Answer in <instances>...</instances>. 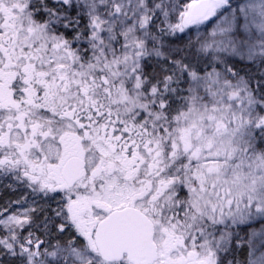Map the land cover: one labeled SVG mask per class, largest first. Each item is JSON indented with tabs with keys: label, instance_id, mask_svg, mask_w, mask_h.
Returning <instances> with one entry per match:
<instances>
[{
	"label": "snow or ice",
	"instance_id": "obj_1",
	"mask_svg": "<svg viewBox=\"0 0 264 264\" xmlns=\"http://www.w3.org/2000/svg\"><path fill=\"white\" fill-rule=\"evenodd\" d=\"M0 264H264V0H0Z\"/></svg>",
	"mask_w": 264,
	"mask_h": 264
},
{
	"label": "rangeland",
	"instance_id": "obj_2",
	"mask_svg": "<svg viewBox=\"0 0 264 264\" xmlns=\"http://www.w3.org/2000/svg\"><path fill=\"white\" fill-rule=\"evenodd\" d=\"M8 193H0V198H3L4 196H7Z\"/></svg>",
	"mask_w": 264,
	"mask_h": 264
},
{
	"label": "trees",
	"instance_id": "obj_3",
	"mask_svg": "<svg viewBox=\"0 0 264 264\" xmlns=\"http://www.w3.org/2000/svg\"><path fill=\"white\" fill-rule=\"evenodd\" d=\"M4 197H6V196H4ZM4 197H3V198H4Z\"/></svg>",
	"mask_w": 264,
	"mask_h": 264
}]
</instances>
